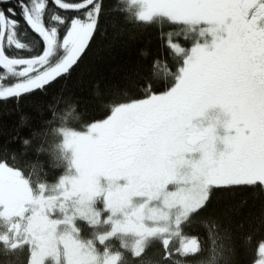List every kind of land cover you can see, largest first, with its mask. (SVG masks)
Masks as SVG:
<instances>
[{
  "label": "snow or ice",
  "instance_id": "1",
  "mask_svg": "<svg viewBox=\"0 0 264 264\" xmlns=\"http://www.w3.org/2000/svg\"><path fill=\"white\" fill-rule=\"evenodd\" d=\"M115 15L155 26L159 55L102 118L69 126L45 97ZM25 99L47 115L33 128L22 113L0 139V264L16 251L24 264H212L213 194L264 191V0H0V102ZM41 155L62 166L55 180ZM257 253L264 264V241Z\"/></svg>",
  "mask_w": 264,
  "mask_h": 264
},
{
  "label": "trees",
  "instance_id": "2",
  "mask_svg": "<svg viewBox=\"0 0 264 264\" xmlns=\"http://www.w3.org/2000/svg\"><path fill=\"white\" fill-rule=\"evenodd\" d=\"M157 32L155 26H140L115 15L105 22L72 75L54 86L53 92L58 100L52 99V92L45 100L56 104L57 110L71 121L69 126L78 129L83 123L102 118L108 111L110 98L133 93L139 74L146 71L153 58L159 55ZM20 38L22 42L30 44L33 34L25 29ZM20 51L27 54L29 50ZM22 113L33 128H39L41 120L47 115L46 112L41 115L31 99L21 101L19 110L11 102H0V139L19 121ZM22 131L27 135L30 129L24 127ZM42 146L46 147V144H36V147ZM38 159L43 162L49 181L62 174V166L52 165L46 155ZM203 218L209 221L214 219L219 225L215 244L217 257L212 264L255 263L259 257L258 244L264 241V191L259 188H237L215 192ZM196 228L208 247L204 225L198 221ZM86 229H83L85 234L89 231ZM151 252L150 249L149 254ZM26 257V251H16L10 253L7 259L12 260L13 264H21ZM209 259L206 255L204 264H208Z\"/></svg>",
  "mask_w": 264,
  "mask_h": 264
},
{
  "label": "rangeland",
  "instance_id": "3",
  "mask_svg": "<svg viewBox=\"0 0 264 264\" xmlns=\"http://www.w3.org/2000/svg\"><path fill=\"white\" fill-rule=\"evenodd\" d=\"M217 115H219L221 118H223V114L220 112V110H219L218 107H216V108H210V109L208 110V113H207V117H208V118H214V117H216ZM204 122L207 123V122H208V119H204ZM217 131H218L221 135L224 134V129H223L222 127H220L219 129H217ZM217 147H218V148H222V147H223L222 143H218ZM189 155H192V156H194V157H198V156H199V153L196 152V153H192V154H189ZM84 229H86V228H84ZM86 230H88V229H86ZM258 258H259V257H258ZM258 258H257V259H258ZM21 264H24L23 261H22ZM46 264H50V260H46ZM254 264H255V263H254Z\"/></svg>",
  "mask_w": 264,
  "mask_h": 264
},
{
  "label": "flooded vegetation",
  "instance_id": "4",
  "mask_svg": "<svg viewBox=\"0 0 264 264\" xmlns=\"http://www.w3.org/2000/svg\"><path fill=\"white\" fill-rule=\"evenodd\" d=\"M220 127H218V129H219Z\"/></svg>",
  "mask_w": 264,
  "mask_h": 264
}]
</instances>
